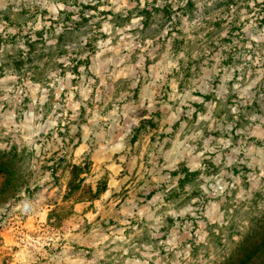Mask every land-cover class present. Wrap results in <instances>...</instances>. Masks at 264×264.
Returning <instances> with one entry per match:
<instances>
[{
	"label": "rangeland",
	"instance_id": "374dc122",
	"mask_svg": "<svg viewBox=\"0 0 264 264\" xmlns=\"http://www.w3.org/2000/svg\"><path fill=\"white\" fill-rule=\"evenodd\" d=\"M121 4L127 6L116 11ZM147 41L152 42L150 51L159 45L174 55L184 53L180 71L174 72L183 91L208 85L203 102L194 104L190 124L201 133L194 135L198 148L214 151L203 175L190 176L187 185L197 193L199 203L191 209L187 204L172 209L159 230L146 228L152 221L145 217L141 225L145 232L137 244L151 246L144 251H158L161 264H221L238 260L243 247L252 245L253 235L264 224V178H258L264 170V80L256 84L259 73L246 58H260L264 67V0H0V228L22 199L19 193L31 178L35 159L28 148L21 152L18 144L4 148L11 137H4L3 130L17 123L31 127L36 121L34 131L43 137L56 127L66 107L75 117L77 109L84 112L91 106L84 101L89 87L93 96L101 84L105 94H117L135 83L132 77L140 76L143 83L141 74L149 67V78L168 79L170 91L173 78L165 77L164 65L139 54L136 45ZM234 75L245 77L242 88L254 85L245 99L232 87ZM90 80L95 83L89 85ZM142 94L155 93L144 87ZM102 115L96 114L95 120ZM197 115L202 117L198 124ZM196 163L193 159L192 164ZM221 176L244 179L238 199L199 189L208 178ZM92 207L89 204L84 212ZM65 228L72 231L71 224ZM98 238V233H84L81 241L87 245ZM188 252L190 261L181 256ZM103 254L93 251L69 259L74 264H105Z\"/></svg>",
	"mask_w": 264,
	"mask_h": 264
},
{
	"label": "clouds",
	"instance_id": "9594fccd",
	"mask_svg": "<svg viewBox=\"0 0 264 264\" xmlns=\"http://www.w3.org/2000/svg\"><path fill=\"white\" fill-rule=\"evenodd\" d=\"M126 6L121 4L116 11ZM151 44L147 41L136 47L140 55L147 54L146 59L164 65L165 77L173 78L170 91L168 79L149 78L152 73L149 67L147 73L141 74L143 83L140 76L132 77L135 83L117 94H105L101 84L93 96L89 87L84 101L91 106L84 112L77 109L75 117L69 115L70 109L66 107L59 114L56 127L48 129L43 137L34 131L36 121L31 122V127L17 123L3 130L4 137H11L4 148L10 150L18 144L21 152L28 148L35 159L31 178L19 193L22 199L12 206L13 214L0 228V264H74L70 256H87L100 250L105 264H161L158 251H144L151 246L136 241L142 238L145 227L159 230L172 215V209L184 204L191 209L199 203V196L187 185L190 176L203 175L214 149L198 148L194 135L199 137L201 133L194 132L190 124L194 104L203 102L208 85L201 83L183 91L174 72L180 71L184 53L174 55L167 46L159 45L150 51ZM246 47L252 48L253 44ZM121 50L126 51L123 47ZM246 59L252 61V67L259 73L256 77L259 84L264 80L261 59H253L251 55ZM220 73L217 69V75ZM68 75L76 78L71 72ZM232 79L236 81L232 87L239 89L240 98L245 99L254 85L247 83L242 88L245 80L242 75H234ZM94 83L89 81V85ZM144 87H151L155 94L143 95ZM74 91L75 86L70 95ZM55 100L60 97L57 95ZM99 113L103 115L96 121ZM201 119L197 115L196 123ZM193 159L196 165L192 164ZM76 168L82 169L78 174L84 181L82 189L90 186L89 195L97 194V199L78 204L76 199L83 194L78 192L76 197L65 200ZM258 178H264V170ZM212 179L216 182L211 183ZM244 184L243 178L210 177L199 189L205 193L211 189L217 196L227 199L234 195L238 199ZM181 193L185 195L181 197ZM89 204L93 207L84 212ZM145 217L152 222L145 225ZM68 224L72 227L70 233L65 228ZM94 232L99 238L83 244L82 235ZM134 253L147 258L140 259ZM181 256L191 260L190 252Z\"/></svg>",
	"mask_w": 264,
	"mask_h": 264
},
{
	"label": "trees",
	"instance_id": "16d2710c",
	"mask_svg": "<svg viewBox=\"0 0 264 264\" xmlns=\"http://www.w3.org/2000/svg\"><path fill=\"white\" fill-rule=\"evenodd\" d=\"M29 47L33 48V45H29ZM79 63L82 62H78V64ZM73 72L78 73V69L73 70ZM80 171H82V169L76 168V175L74 179L70 182V191L69 194L66 196V199L70 200L73 197H76L78 192H82L83 194L77 197L76 202H82L84 201V199H97V194L89 195L91 190L87 191L84 188L82 189L81 186L84 184V181L79 179L78 174ZM252 238V245L249 247H243V249L241 250L242 255L241 253L239 254L241 256L238 260L229 259L221 264H264V224L262 226L261 232H259V234L257 233V235H253Z\"/></svg>",
	"mask_w": 264,
	"mask_h": 264
}]
</instances>
